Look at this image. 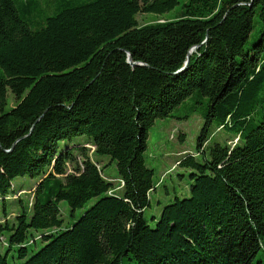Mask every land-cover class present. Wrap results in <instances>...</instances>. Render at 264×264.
I'll return each mask as SVG.
<instances>
[{
  "label": "trees",
  "instance_id": "trees-1",
  "mask_svg": "<svg viewBox=\"0 0 264 264\" xmlns=\"http://www.w3.org/2000/svg\"><path fill=\"white\" fill-rule=\"evenodd\" d=\"M30 4L0 0V264L10 253L21 264H264V0H188L144 26L139 13L179 0H74L38 29ZM189 97L206 100L198 156L178 162L189 196L151 227L148 132ZM81 137L93 158L73 146ZM101 157L124 183L117 193ZM24 176L36 180L26 202L13 185ZM94 199L63 226L60 203L73 215ZM31 231L43 233L37 251Z\"/></svg>",
  "mask_w": 264,
  "mask_h": 264
},
{
  "label": "rangeland",
  "instance_id": "rangeland-1",
  "mask_svg": "<svg viewBox=\"0 0 264 264\" xmlns=\"http://www.w3.org/2000/svg\"><path fill=\"white\" fill-rule=\"evenodd\" d=\"M74 0H15L16 5L22 3H31L30 8H32V15L29 20L32 29H38L40 22L49 16L54 15L58 9H62L68 2H73ZM77 2H82L86 0H76ZM188 0H179V4L169 12L164 14H144L139 13L136 16V22L138 26H144L152 23H160L162 21H168L175 19L179 13L182 11L184 4ZM261 29V24L257 18H254L252 24V30L247 39L248 44L253 43L258 39L259 31ZM3 76V71L0 69V77ZM189 97L185 102H183L178 108H175L169 117L165 119H158L154 122L152 127L149 129L147 138V148L144 153L145 165L153 170V183L155 185V191L150 193V206L144 211V218L151 227H154L156 221L158 220L161 210L164 206L170 204L174 200V197L185 198L189 196V173L190 171L179 167L178 162L182 157L187 154H194L195 157L197 140L200 135L203 126V108L206 100L201 98L195 100ZM198 101V104H193ZM16 103L14 95L8 91L6 96V105L4 106V112L9 111ZM214 132L213 139L227 141L228 145H232L230 139V133L225 130H220L215 132V127L211 126L209 128V133ZM183 136V140L180 141L179 137ZM85 137L75 138L74 145L77 147L79 142L88 151L89 157L91 156L92 148L90 144L85 141ZM237 139L234 140L236 142ZM84 141V142H83ZM207 145L204 143L202 145L205 148ZM201 147V148H202ZM75 153V152H74ZM93 158V157H90ZM99 168L102 169V174L107 180H112L114 191L118 192L123 187L124 183L122 180H118L116 167L114 163L110 162L107 157L98 158ZM201 161V157L197 158ZM81 159L78 158V162ZM13 185L16 190H22L19 193L20 198L26 202L27 200H32V192L35 189L36 180L31 179L28 176L18 177L13 180ZM18 194L11 196L10 201L16 199ZM96 199L91 200L82 209H77L73 215L70 213V209L66 203H60V213L61 219L63 221V226H69L79 217L82 213L87 210ZM9 218H13L15 214V209L10 210ZM0 219L1 216H0ZM34 239L41 236L42 232L31 231ZM36 246H33L34 251H37L41 247L40 239L36 240ZM0 252L5 253V249L0 243ZM13 256V257H12ZM15 253H10L7 256L8 264H21L22 261L16 259Z\"/></svg>",
  "mask_w": 264,
  "mask_h": 264
},
{
  "label": "water",
  "instance_id": "water-1",
  "mask_svg": "<svg viewBox=\"0 0 264 264\" xmlns=\"http://www.w3.org/2000/svg\"><path fill=\"white\" fill-rule=\"evenodd\" d=\"M128 61L130 62V60L128 59ZM188 64V60L186 61V63H185V66Z\"/></svg>",
  "mask_w": 264,
  "mask_h": 264
}]
</instances>
